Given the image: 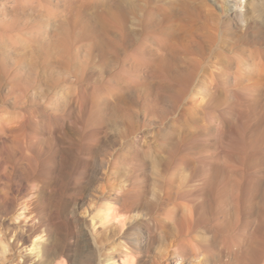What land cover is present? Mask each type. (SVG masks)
Returning <instances> with one entry per match:
<instances>
[{"label": "rangeland", "instance_id": "1", "mask_svg": "<svg viewBox=\"0 0 264 264\" xmlns=\"http://www.w3.org/2000/svg\"><path fill=\"white\" fill-rule=\"evenodd\" d=\"M172 2L177 0H88L75 26L76 0H0V238L10 240L14 252L5 264L42 260L27 253L39 228H48L51 240L60 237L58 244L42 241L48 253H60L57 260L81 264L89 252L92 263L101 264L105 250L94 241L91 218L105 194L122 193V179L135 194H161L174 176L167 165L197 157L245 161L264 192V56L255 55L264 49V0H188L197 5L200 22L214 24L208 10L225 21L222 35L234 47H208L206 68L183 96L181 85L159 86L148 63L136 64V53L124 65L123 49L105 53L94 47L97 40L85 39L96 37L100 15L121 4L132 49L144 10ZM236 5L239 17L223 14ZM246 32L249 41L242 44ZM111 37L119 42L116 32ZM67 152L85 159L76 164L77 174ZM257 153L263 159L256 160ZM178 172L190 176L189 170Z\"/></svg>", "mask_w": 264, "mask_h": 264}, {"label": "bare ground", "instance_id": "2", "mask_svg": "<svg viewBox=\"0 0 264 264\" xmlns=\"http://www.w3.org/2000/svg\"><path fill=\"white\" fill-rule=\"evenodd\" d=\"M87 1L76 0L80 12L78 14L75 12L77 14L73 21L75 26L81 24L83 11L88 6ZM163 5L144 10L142 32L132 44V49L127 48L132 36L129 35L127 14L121 4L115 6V11L100 15L101 27L96 37L86 35L85 39L93 40V44L97 40L94 47L105 53L112 49H114L112 53L117 52V49L118 51L123 49L125 56L121 60L124 65L136 53V64L148 63V69L159 86L181 85V88L177 89L179 95L183 96L188 87L200 79L202 71L206 68L208 59L205 60L204 57L207 48L214 44L219 46L226 44L231 48L234 45L222 35L221 28L225 29V21L217 18L213 11L208 10L209 7L207 10L213 17V25L199 21L201 15L194 2L177 0L175 3L172 2L171 6ZM223 14L239 17L237 5L223 8ZM171 17H177V20L172 18L174 21H170ZM113 32L119 34V42L111 37ZM245 41H249L248 32L239 39L242 44ZM243 50L244 48L238 49L241 52ZM198 53L202 58L194 57ZM255 53L264 56V49L256 48ZM173 63L178 70L176 74ZM238 80L239 78L236 81ZM21 150L20 153L24 152L23 147ZM66 155L68 156L66 160L70 161L69 165L73 169L72 173L77 174L76 164L85 159L75 153L67 152ZM262 156L254 154L256 160L263 159ZM240 160L243 161L242 157ZM25 161H29V158L25 157ZM232 161L218 162L209 157H197L191 162L167 165L169 170L174 171L173 179L170 180L172 185L167 190L163 189L164 191L160 188L161 194L152 196L146 193H133L131 189L125 187L128 181L122 179L124 180L121 186L122 193L116 197L105 194L102 203L98 204L97 213L91 218L94 241L103 251L105 250L103 255L99 256L102 257L101 264H166L170 258H179L183 260V264H264V192L261 191L263 185L249 165L244 163L245 161L241 163ZM182 170H189L190 176L184 175ZM193 181L199 184H195V189L194 187L187 189L185 183ZM40 193L42 194L41 190ZM44 222L40 219L39 227ZM113 226L115 227L112 228ZM116 227L118 231L112 230ZM44 230L39 228L34 232L30 241L31 246L29 245L30 251L27 253H33V258H42L35 264H67L65 260L64 262L62 259L57 260L60 254L58 251L48 253L42 241L58 244L61 240L60 237L51 240L48 237L51 235L49 229ZM142 230L146 231V237L140 241L138 238ZM77 233L80 235V231ZM16 238L15 240H18V236ZM9 241L0 238V256L3 264L10 260L8 257L13 252V248L11 249L13 245ZM4 244H7V252L4 251ZM143 245H146L147 251H143ZM119 251L122 255L118 258L116 254ZM88 253L87 260L81 264H93L92 254Z\"/></svg>", "mask_w": 264, "mask_h": 264}, {"label": "clouds", "instance_id": "3", "mask_svg": "<svg viewBox=\"0 0 264 264\" xmlns=\"http://www.w3.org/2000/svg\"><path fill=\"white\" fill-rule=\"evenodd\" d=\"M3 247H4V251L7 252V250H8L7 244H4Z\"/></svg>", "mask_w": 264, "mask_h": 264}]
</instances>
